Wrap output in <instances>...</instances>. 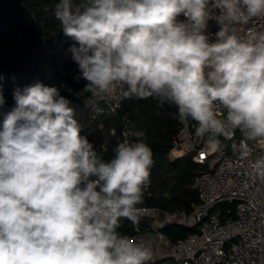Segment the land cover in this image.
<instances>
[{"label":"clouds","instance_id":"9594fccd","mask_svg":"<svg viewBox=\"0 0 264 264\" xmlns=\"http://www.w3.org/2000/svg\"><path fill=\"white\" fill-rule=\"evenodd\" d=\"M55 19L87 83L77 97L167 102L195 136L249 160L264 140V0H59ZM241 26H248L243 33ZM0 76V110L6 101ZM0 111V264H146L152 250L122 234L140 223L154 163L134 135L111 159L82 135L72 101L40 80ZM264 178V156L252 160Z\"/></svg>","mask_w":264,"mask_h":264},{"label":"trees","instance_id":"16d2710c","mask_svg":"<svg viewBox=\"0 0 264 264\" xmlns=\"http://www.w3.org/2000/svg\"><path fill=\"white\" fill-rule=\"evenodd\" d=\"M58 2L0 0V76L3 77L5 106H14L12 92L16 87L36 80L57 87L61 95L72 101L75 118L82 124L81 134L94 143L97 152L105 159L114 155L117 137L123 130L133 140L138 139L134 133L142 132L144 135L140 139L151 147L154 163L140 205L156 207L160 218L164 213H191L199 203L195 180L203 166L195 163L190 154L170 155L179 126L177 108L152 98H123L115 113L92 118L89 108L76 95L78 85L72 79L76 67L64 52L71 40L63 35L55 19ZM227 206L223 203L216 209L223 213ZM152 221L140 216L138 227L144 235L147 230L152 231ZM196 227L197 224L172 221L164 223L159 230L172 245L195 231ZM119 231L130 237L134 227L124 219Z\"/></svg>","mask_w":264,"mask_h":264},{"label":"built area","instance_id":"2783aa9c","mask_svg":"<svg viewBox=\"0 0 264 264\" xmlns=\"http://www.w3.org/2000/svg\"><path fill=\"white\" fill-rule=\"evenodd\" d=\"M252 23L264 26V19ZM247 27L241 26L240 31L243 33ZM72 43L71 40L70 45ZM70 45L64 49L69 57ZM74 64L76 71L72 79L78 85L77 93H80L87 82L80 78L78 65ZM79 99L89 108L93 118L115 113L123 98L120 89L116 88L111 94L94 97L85 93ZM196 126L191 119H179L177 138L170 155L180 157L190 154L195 163L203 166L195 180L199 203L189 214L164 213L159 221L156 218L160 213L156 207H137L141 209L140 216L153 219L151 228L158 246L166 241L159 230L164 223L185 221L197 224L200 215L205 216L195 231L171 245L166 258H152L146 264H264V178L258 177L251 168L252 160L264 156V140L249 142L250 159L241 160L230 147L232 142L239 143L243 139L241 131L230 133L231 139L220 137L224 147L217 150L207 137L195 136ZM124 139L136 141L125 130L117 137L118 143ZM223 203L228 206L221 213L216 207ZM130 238L149 248L148 239L139 227L134 228Z\"/></svg>","mask_w":264,"mask_h":264},{"label":"crops","instance_id":"0c3cea01","mask_svg":"<svg viewBox=\"0 0 264 264\" xmlns=\"http://www.w3.org/2000/svg\"><path fill=\"white\" fill-rule=\"evenodd\" d=\"M145 235L148 239V246L152 250V258L155 260L166 258L168 256V251L161 249V246L157 245L155 233L153 231L147 230Z\"/></svg>","mask_w":264,"mask_h":264},{"label":"rangeland","instance_id":"374dc122","mask_svg":"<svg viewBox=\"0 0 264 264\" xmlns=\"http://www.w3.org/2000/svg\"><path fill=\"white\" fill-rule=\"evenodd\" d=\"M3 108L10 110L12 107L4 106ZM8 110H0V111L7 112ZM156 219L159 221L160 216H158ZM171 247H172L171 244H169L166 241L163 244H161V249L168 251V253L170 252Z\"/></svg>","mask_w":264,"mask_h":264},{"label":"water","instance_id":"95a60500","mask_svg":"<svg viewBox=\"0 0 264 264\" xmlns=\"http://www.w3.org/2000/svg\"><path fill=\"white\" fill-rule=\"evenodd\" d=\"M4 106H5V105H4ZM7 107H8V106H7ZM204 216H205L204 214H201V215H200V219H199V221H200L201 219H203ZM199 221H198V223H199ZM198 223H197V224H198Z\"/></svg>","mask_w":264,"mask_h":264},{"label":"bare ground","instance_id":"6f19581e","mask_svg":"<svg viewBox=\"0 0 264 264\" xmlns=\"http://www.w3.org/2000/svg\"><path fill=\"white\" fill-rule=\"evenodd\" d=\"M2 110H8V109L3 108ZM8 111H9V110H8Z\"/></svg>","mask_w":264,"mask_h":264}]
</instances>
